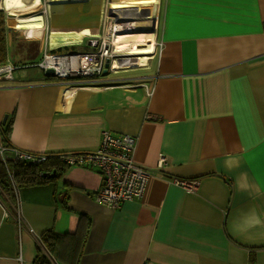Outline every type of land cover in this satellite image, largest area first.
I'll list each match as a JSON object with an SVG mask.
<instances>
[{"label": "crops", "instance_id": "0c3cea01", "mask_svg": "<svg viewBox=\"0 0 264 264\" xmlns=\"http://www.w3.org/2000/svg\"><path fill=\"white\" fill-rule=\"evenodd\" d=\"M155 1L154 48L135 85L97 80L76 100L69 81H0L10 146L90 153L107 130L133 136L135 163L156 172L117 209L94 200L95 167L0 190V264H32L50 229L67 235L52 264L85 230L78 264H264V0Z\"/></svg>", "mask_w": 264, "mask_h": 264}, {"label": "built area", "instance_id": "2783aa9c", "mask_svg": "<svg viewBox=\"0 0 264 264\" xmlns=\"http://www.w3.org/2000/svg\"><path fill=\"white\" fill-rule=\"evenodd\" d=\"M5 9L2 0H0V11L7 18L9 13ZM107 20L110 22L109 19ZM97 39L96 47L93 49H97L98 42H101L100 48L96 52H66L65 54L56 51L64 46L51 49L46 40L44 57L41 62L23 66L12 65L10 62L0 65V81H15L14 75L19 69L37 68L43 73L47 69H51L54 75L53 78L59 81H67L72 79L73 76H78L91 82L92 77H98L102 72L106 58L110 60L108 69L113 72L117 59L122 56L119 55L120 53L110 42L105 41L102 37ZM82 60H86V64H83ZM59 62L65 63V65L59 64ZM69 83L74 82L69 81ZM135 146L136 140L133 136L112 134L105 130L101 133L100 144L95 151L77 155L65 154L62 157L69 165L98 168L102 175V185L95 193L94 200L109 209H117L124 202L142 198L149 178L156 173L154 170L146 169L135 163L133 159ZM45 157L46 154L26 152L7 146L0 139V161L4 164L8 162L38 164L45 161ZM163 163L164 160L161 159L159 166L162 167ZM8 176L12 178L11 173H8ZM175 184L184 188L187 192H193L197 187V181L195 180H181L176 181Z\"/></svg>", "mask_w": 264, "mask_h": 264}, {"label": "bare ground", "instance_id": "6f19581e", "mask_svg": "<svg viewBox=\"0 0 264 264\" xmlns=\"http://www.w3.org/2000/svg\"><path fill=\"white\" fill-rule=\"evenodd\" d=\"M48 37L51 49L81 44L84 38L100 36L114 45L122 55L125 64L116 63L113 70L117 72L146 67L154 48V31L149 28V20L156 16V1H122V0H47ZM9 13L8 24L17 29L27 30L29 36L39 37L43 31V20L30 15L41 6V0H2ZM104 18L111 22L103 27ZM112 20H115L114 22ZM114 26V28H113ZM123 28V29H122ZM115 30V32H114ZM144 44V47L137 45ZM146 45V46H145ZM86 64V60H82ZM59 64H64L59 62ZM76 68V66H74ZM147 69V68H146ZM93 83L73 85L68 94L79 100L85 90H97Z\"/></svg>", "mask_w": 264, "mask_h": 264}, {"label": "trees", "instance_id": "16d2710c", "mask_svg": "<svg viewBox=\"0 0 264 264\" xmlns=\"http://www.w3.org/2000/svg\"><path fill=\"white\" fill-rule=\"evenodd\" d=\"M4 18L5 14L0 11V65L7 63L8 60ZM73 49H75V47H66L58 50L57 52H75ZM31 60H34V58ZM34 64L36 63L30 62L24 65ZM50 80H52V78L44 76L39 79V81L42 82ZM78 81H82V79ZM86 82H90V80H86ZM19 83L25 84L26 82ZM8 132L9 128L7 124L4 126L0 125V139L5 145L10 146V143H8ZM68 166L69 165L64 161L63 157L53 154H46L45 161L38 164L28 162H8L4 164L0 161V190L3 193L11 196L15 189L17 190L27 186H39L56 182ZM8 173H11L12 178L8 177ZM83 218L84 217L81 216V220H83ZM85 234L86 230L84 231L83 236L73 238L69 243L68 258H62L65 264H78V258L81 254V247L85 240ZM66 237L67 235L57 234L51 229L46 230L40 237L43 249L40 247L37 248L32 264H52L49 256L52 255L53 257H57L54 248Z\"/></svg>", "mask_w": 264, "mask_h": 264}, {"label": "rangeland", "instance_id": "374dc122", "mask_svg": "<svg viewBox=\"0 0 264 264\" xmlns=\"http://www.w3.org/2000/svg\"><path fill=\"white\" fill-rule=\"evenodd\" d=\"M48 5L47 0H41V6L36 8L35 11L33 13H31L30 15H35V16H39L42 18L43 20V32L41 33L40 37H32L29 36L28 33L26 31H21L20 29H17L15 27H13V25H9L6 21V17L4 18V23L5 26L8 25L10 26V28H5L6 31V50H7V55H8V61L12 64V65H16V66H23L24 64H28L30 62H35L36 64L41 62L43 57H44V48H45V44H46V40L48 37V28H49V24H48V19L47 18V11H46V7ZM108 18H104L103 20V27L104 25L108 24ZM12 27V29H11ZM114 28V27H113ZM115 32V30H114ZM93 39H85L82 44L76 45L75 44H68L67 46H64L63 48L66 47H75V49H73L75 52H91V51H97L100 48V42H98V46L97 49H93L94 46L93 44H91L90 41H92ZM98 39H96L97 41ZM88 41V43L86 44L85 42ZM85 43V44H84ZM96 43V42H95ZM84 44V45H83ZM113 45V44H112ZM141 46V45H138ZM60 48V49H63ZM58 49V50H60ZM56 50V51H58ZM64 54L66 53V51H62ZM59 53V52H58ZM47 56L49 54H46ZM129 57V56H126ZM125 53H122V56H119V59H117L118 63H122L123 58L125 59ZM34 60H31L33 59ZM119 60V61H118ZM126 61H124L121 65L125 64ZM144 67L141 66H137L133 69H129L127 68L126 71H121V72H117V71H113L110 72V70H106L104 71V68H102V72L99 74L98 77H92L91 78V82H86V78H81L78 76H73L72 79L67 80V81H78L81 80L82 81H78V82H74V83H68L67 85L73 86V85H87L90 83H94V81L97 82V80L101 81V83H105L104 86H116V85H135L137 82H139V80H142L146 74L143 73L145 71H143ZM142 70V71H141ZM14 76L17 77L18 75H21L23 72L24 73V78L22 80H27L28 82H32L33 80H39V78H41L42 76H44V73L40 70H38L37 68H25V69H19L17 70ZM33 75H35V78ZM31 76V77H30ZM80 78V79H79ZM52 80H56L55 78H52ZM59 81V80H58ZM81 82V83H80Z\"/></svg>", "mask_w": 264, "mask_h": 264}, {"label": "water", "instance_id": "95a60500", "mask_svg": "<svg viewBox=\"0 0 264 264\" xmlns=\"http://www.w3.org/2000/svg\"><path fill=\"white\" fill-rule=\"evenodd\" d=\"M154 27H155V20L152 19L151 20V23H150V28L152 30H154ZM95 45V42L93 43ZM126 57V56H125ZM109 63H110V60L108 58L105 59V64H104V71H106L109 67ZM44 77H49V78H53L54 75H53V71L51 69H47L45 72H44ZM6 121V117L3 118V121H2V124H4Z\"/></svg>", "mask_w": 264, "mask_h": 264}]
</instances>
